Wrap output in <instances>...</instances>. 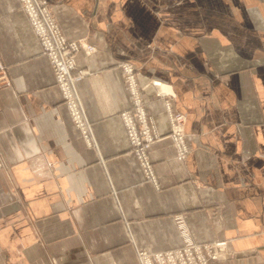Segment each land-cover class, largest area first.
I'll return each instance as SVG.
<instances>
[{
    "label": "crops",
    "instance_id": "crops-1",
    "mask_svg": "<svg viewBox=\"0 0 264 264\" xmlns=\"http://www.w3.org/2000/svg\"><path fill=\"white\" fill-rule=\"evenodd\" d=\"M91 72L77 88L97 148L71 119L19 0H0V264H138L136 246L224 242L211 264H264V0H48ZM133 63L162 138L146 179L120 117ZM171 85L190 152L176 158ZM184 219L186 230L179 226Z\"/></svg>",
    "mask_w": 264,
    "mask_h": 264
},
{
    "label": "built area",
    "instance_id": "built-area-1",
    "mask_svg": "<svg viewBox=\"0 0 264 264\" xmlns=\"http://www.w3.org/2000/svg\"><path fill=\"white\" fill-rule=\"evenodd\" d=\"M21 9L28 17L33 31L36 33L41 50L47 56L55 75V85L65 103L74 126L79 129L83 139L89 147L97 148L92 122L88 119L82 97L77 84L91 72L80 67L76 55L84 52L90 55L97 47L90 43L86 37L69 39L54 13L48 0H19ZM124 76L132 107L120 113L132 152L136 155L140 167L148 180L156 181L153 162L150 157L152 145L162 138L154 117L146 109L143 86L138 80L136 66L123 61L118 64ZM157 89L158 99L164 100L169 116L171 131L170 138L176 149V158L185 160L190 152L185 133L186 116L180 111H173L171 100L175 93L171 87L159 79L152 80ZM13 85L7 65L0 57V89ZM179 226L186 230L184 219H180ZM224 242L202 243L193 237H186V241L179 247H174L156 253L137 249L139 264H211L212 260L220 261L228 255L222 247Z\"/></svg>",
    "mask_w": 264,
    "mask_h": 264
},
{
    "label": "rangeland",
    "instance_id": "rangeland-1",
    "mask_svg": "<svg viewBox=\"0 0 264 264\" xmlns=\"http://www.w3.org/2000/svg\"><path fill=\"white\" fill-rule=\"evenodd\" d=\"M137 249H143V248H139V247L136 246V258H137V261H138V252H137ZM144 250H146L147 252H150V253H156L157 252V251H148L147 249H144ZM159 251H162V250H159Z\"/></svg>",
    "mask_w": 264,
    "mask_h": 264
}]
</instances>
